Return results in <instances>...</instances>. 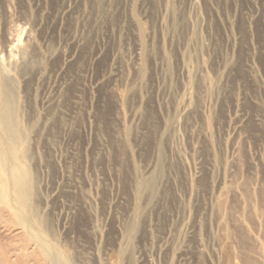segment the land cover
Instances as JSON below:
<instances>
[{
    "label": "rangeland",
    "instance_id": "1",
    "mask_svg": "<svg viewBox=\"0 0 264 264\" xmlns=\"http://www.w3.org/2000/svg\"><path fill=\"white\" fill-rule=\"evenodd\" d=\"M0 68V264H264V0H0Z\"/></svg>",
    "mask_w": 264,
    "mask_h": 264
},
{
    "label": "bare ground",
    "instance_id": "2",
    "mask_svg": "<svg viewBox=\"0 0 264 264\" xmlns=\"http://www.w3.org/2000/svg\"><path fill=\"white\" fill-rule=\"evenodd\" d=\"M0 70L2 69L0 68ZM8 82L6 75L0 73V201L6 198V194L3 191L6 179L17 184L15 189L17 196L22 197L25 193V189L21 187L22 182L20 183L22 174L25 173V168L18 162V158L20 160L21 155L16 152L18 127L12 90Z\"/></svg>",
    "mask_w": 264,
    "mask_h": 264
}]
</instances>
